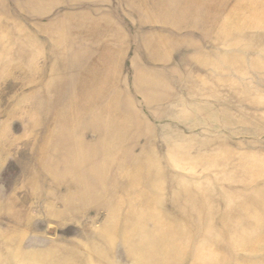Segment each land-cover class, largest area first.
Instances as JSON below:
<instances>
[{"label":"rangeland","instance_id":"rangeland-1","mask_svg":"<svg viewBox=\"0 0 264 264\" xmlns=\"http://www.w3.org/2000/svg\"><path fill=\"white\" fill-rule=\"evenodd\" d=\"M0 264H264V0H0Z\"/></svg>","mask_w":264,"mask_h":264},{"label":"bare ground","instance_id":"bare-ground-1","mask_svg":"<svg viewBox=\"0 0 264 264\" xmlns=\"http://www.w3.org/2000/svg\"><path fill=\"white\" fill-rule=\"evenodd\" d=\"M158 4V3H157ZM176 5V4H175ZM170 6V5H169ZM195 6V5H194ZM183 9V8H182ZM188 13V12H187ZM194 13V12H193ZM201 14V13H200ZM162 15V14H161ZM199 17H200V15H199ZM189 21V20H188ZM172 24V23H171ZM163 45V44H162ZM78 62V61H77ZM80 79V78H79ZM75 84H77V83H75ZM66 103V102H65ZM98 103V102H97ZM101 103V102H100ZM65 107V106H64ZM65 114V113H64ZM94 116V115H93ZM117 118V117H116ZM85 119V118H84ZM86 120V119H85ZM89 120V119H88ZM83 121V120H82ZM90 121V120H89ZM130 121V120H129ZM123 122V121H122ZM117 123V122H116ZM105 124V123H104ZM104 124H103V126H104ZM110 124V123H109ZM127 124V123H126ZM78 126V125H77ZM99 126V125H98ZM116 126V125H115ZM119 127H120V125H119ZM122 127V126H121ZM114 128V127H113ZM80 129V128H79ZM124 129V128H123ZM120 130V129H119ZM80 131V130H79ZM86 131V130H85ZM113 131V130H112ZM121 131V130H120ZM84 132V131H83ZM105 132V131H104ZM128 132H130V131H128ZM134 132V131H133ZM81 133V132H80ZM112 133H114V132H112ZM111 133V134H112ZM122 134V133H121ZM128 134V133H127ZM70 135V134H69ZM102 135V134H101ZM108 135V134H107ZM117 135V134H116ZM120 135V134H119ZM103 136V135H102ZM125 135H123V137H124ZM68 137V136H67ZM113 137H114V135H113ZM117 138V137H116ZM63 141V140H62ZM101 141V140H100ZM103 141V140H102ZM109 142V141H108ZM125 143V142H124ZM110 144V143H109ZM77 145V144H76ZM121 145V144H120ZM66 146V145H65ZM69 147H70V145H69ZM75 147V146H74ZM87 148V147H86ZM88 148H90V147H88ZM87 148V149H88ZM95 148V147H94ZM103 148V147H102ZM109 148V147H108ZM64 149H66L65 147H64ZM68 149V148H67ZM74 149V148H73ZM77 149L78 150H83V149H80V146L78 145V147H77ZM77 149H76V152H77V154L79 153V155L77 156V157H75L78 161H77V163H76V165L78 164V162L79 161H81L80 163L81 164H84V163H88L89 162V160H90V156L92 157V155L90 154V151H89V149L87 150H85V148H84V151H82V152H80V151H77ZM111 149V148H110ZM75 150V149H74ZM69 151V150H68ZM91 151H92V149H91ZM96 152V151H95ZM105 152V151H104ZM107 152V151H106ZM76 154V155H77ZM94 154H96V153H94ZM69 155H71V154H69ZM71 157V156H70ZM69 160H71V159H69ZM73 160V159H72ZM74 162H76V161H74ZM73 165H75V164H73ZM75 165V166H76ZM63 166H64V163H63ZM78 167V166H77ZM82 167H86V169H87V166H82ZM65 168V167H64ZM72 168H74L73 166H72ZM79 168H81V167H79ZM85 168L83 169V170H86ZM96 169V168H95ZM72 171V170H71ZM76 172H74L73 174H75ZM90 175V174H89ZM88 177V176H87ZM77 179V178H76ZM75 179V180H76ZM72 184V183H71Z\"/></svg>","mask_w":264,"mask_h":264}]
</instances>
